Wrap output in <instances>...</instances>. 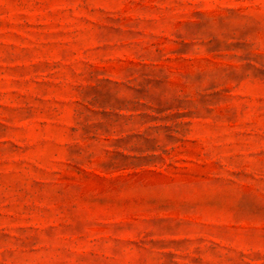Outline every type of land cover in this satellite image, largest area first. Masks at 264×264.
<instances>
[{
  "label": "rangeland",
  "instance_id": "374dc122",
  "mask_svg": "<svg viewBox=\"0 0 264 264\" xmlns=\"http://www.w3.org/2000/svg\"><path fill=\"white\" fill-rule=\"evenodd\" d=\"M0 264H264V0H0Z\"/></svg>",
  "mask_w": 264,
  "mask_h": 264
}]
</instances>
